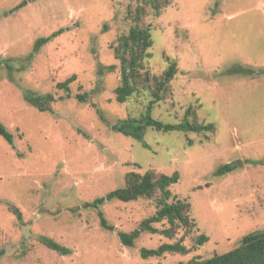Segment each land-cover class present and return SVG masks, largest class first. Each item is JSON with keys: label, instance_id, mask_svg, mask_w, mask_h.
<instances>
[{"label": "rangeland", "instance_id": "rangeland-1", "mask_svg": "<svg viewBox=\"0 0 264 264\" xmlns=\"http://www.w3.org/2000/svg\"><path fill=\"white\" fill-rule=\"evenodd\" d=\"M156 4L157 11L152 0H0V123L13 135L12 146L0 137V264H187L264 230V0ZM135 25L151 34L142 70L149 82L118 103L114 47ZM60 29L34 52L37 39ZM172 61L177 72L151 105V117L164 124L186 118L213 131L147 128L145 147L114 132L117 121L145 113L154 100L152 77ZM233 65L253 69L254 77L228 74ZM71 76L66 94L56 85ZM25 92L52 95L51 112L28 105ZM227 163L235 169L216 175ZM147 171L178 173L168 202H186L194 226L179 228L173 239L143 232L124 247L117 233L152 216L158 193L98 210L82 204L123 187L128 173ZM99 211L112 231L100 226ZM201 234L207 241L195 245ZM41 238L70 253L47 249ZM178 240L187 254L139 256L141 248Z\"/></svg>", "mask_w": 264, "mask_h": 264}, {"label": "trees", "instance_id": "trees-1", "mask_svg": "<svg viewBox=\"0 0 264 264\" xmlns=\"http://www.w3.org/2000/svg\"><path fill=\"white\" fill-rule=\"evenodd\" d=\"M153 6L156 11L158 6L157 0H152ZM25 1L15 7L16 10L23 6ZM63 32V29L51 33L47 37L39 38L34 43L33 50L36 52L42 45L48 43L51 39L57 37ZM152 46L151 34L147 28H140L137 25L131 26L126 35H122L117 39L116 46L114 47L115 58L119 62L120 85L115 89V100L118 103L125 102L129 97L135 94L138 90V85L141 83L147 84L149 77L143 73V60L149 57L147 52ZM109 71H113V65L107 67ZM175 62H170L162 75L152 77L155 89L153 91L154 100L149 102L146 107L145 113L140 118L128 117L124 120L117 121L111 129L123 136L130 137L142 143L145 147L146 144L142 138L144 131L147 128L153 129L158 132H183L192 134H206L213 131L212 124L197 123L196 121H189L184 118L178 124H164L151 117V105L160 98V92L166 90L168 82H170L176 74ZM228 74L242 75L254 77V70L240 65H233L228 69ZM264 73V71L262 72ZM144 74V75H142ZM143 77V79H142ZM74 76L64 82L58 83L56 87L63 90L68 94L69 83L74 80ZM25 102L35 108L39 112H51V104L55 99L50 94H34L25 92ZM79 102L86 100V94L76 95ZM0 137L10 146L13 144V135L9 132L4 125L0 123ZM235 169L234 163H227L217 168L215 174L220 176L231 172ZM178 173L174 172L172 175L159 174L155 175L150 171L143 174L128 173L125 177V185L105 194L102 197L94 199L92 202L82 204L85 209L98 210L104 203L119 201L123 203L136 201L138 199H149L156 196L158 193L156 211L149 218L144 219L136 229L129 233L118 232L117 238L119 243L124 247H132L134 241L140 236L141 233L147 232L150 234H160L168 239H173L179 228L187 229L194 226L193 220L189 217V205L186 202L173 198L172 202H168L171 198L169 187L178 181ZM19 217L14 207L8 208ZM100 226L112 231L113 227L107 225L102 213L99 211ZM166 221L169 227L158 230L152 225ZM207 241V237L203 234L195 239V245H202ZM41 244L47 249L55 251L59 255L65 256L70 253L69 249L59 245L52 239L41 238ZM189 252L185 246L181 244V240L174 243H164L155 249L141 248L139 256L142 259L159 258L164 254L174 253L185 255ZM187 264H264V233L251 232L246 234L240 240L239 245L219 255L204 260H191Z\"/></svg>", "mask_w": 264, "mask_h": 264}, {"label": "water", "instance_id": "water-1", "mask_svg": "<svg viewBox=\"0 0 264 264\" xmlns=\"http://www.w3.org/2000/svg\"><path fill=\"white\" fill-rule=\"evenodd\" d=\"M261 232H263V233H264V230H262Z\"/></svg>", "mask_w": 264, "mask_h": 264}]
</instances>
